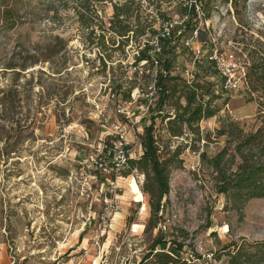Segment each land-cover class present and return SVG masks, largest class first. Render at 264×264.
I'll return each mask as SVG.
<instances>
[{"label":"rangeland","instance_id":"rangeland-1","mask_svg":"<svg viewBox=\"0 0 264 264\" xmlns=\"http://www.w3.org/2000/svg\"><path fill=\"white\" fill-rule=\"evenodd\" d=\"M212 1L211 19L199 25L204 41H180L173 74L188 81L198 76L226 92L215 102L218 115L200 124L209 139L195 151L182 150L163 217L146 232L151 214L140 188L144 176L114 172L103 151L107 137L118 142L120 126L129 155L139 158L138 134L150 121L142 109L148 78L135 68L134 34L116 51L97 46L113 4L123 0L96 3L93 36L79 21L77 0H0V12L11 10L8 20L0 13V264H139L160 231L185 244L191 264H227L225 245L264 241V199L234 208L217 193L215 175L201 160L202 152L214 157L227 146L228 136L219 132L231 123L245 133L261 125L245 80L232 91L223 87L228 68L236 78L242 69L246 74L245 49L264 43V0H238L237 10L231 0ZM142 4L134 29L154 9ZM163 10L183 20L176 3ZM152 18L159 30L156 12ZM120 87L131 91V102L118 96ZM156 133L170 150L187 144L170 138L160 119Z\"/></svg>","mask_w":264,"mask_h":264},{"label":"trees","instance_id":"trees-1","mask_svg":"<svg viewBox=\"0 0 264 264\" xmlns=\"http://www.w3.org/2000/svg\"><path fill=\"white\" fill-rule=\"evenodd\" d=\"M77 1L79 21L84 28L90 30L89 35L93 36L96 34L94 21L98 19L96 3H113L114 0ZM146 1L150 7H154L152 11L156 12L157 18L162 23L159 30L154 28L156 20L149 19L153 12H149L146 21L140 22L134 29L132 21L141 19V12L144 11L143 0H123L113 4L114 15L109 22L110 26L100 28L101 34L97 46H100L104 53L122 49L132 39L133 33L138 46L135 68L141 71L142 76L148 78L144 107H148L147 114L150 121L149 125L142 127L143 132L138 134L142 153L139 158L130 156L128 168L124 171L128 174L137 171L144 176L140 188L149 198L151 217L146 226V232H149L158 228L166 210L168 205L166 198L171 192L172 171L183 164L180 158L182 150L190 148L195 151L198 143L205 137L209 139V134L203 135L200 124L218 115L219 110L215 102L220 100L221 93L226 91L221 89L219 92L215 84L201 82L198 76L196 80L188 81L182 76L173 74L180 41L192 37L196 31L198 41H204L199 25L200 21L211 19L213 1ZM237 1L231 0L236 10ZM174 3L177 5L176 15L183 19L180 23L168 17L163 10V5ZM0 13L2 18L8 20L11 10L4 8ZM88 14L91 16L89 17ZM170 25L172 28L167 35L165 28ZM108 34L113 37L110 41L106 39ZM148 36L152 39L147 40ZM118 44L119 47L116 48ZM245 51L248 52L250 61L245 77L247 101L258 104L261 125L255 131L245 133L243 128L231 123L219 132L221 136H228L227 146L214 157H209L206 152L201 153L203 164L215 175L217 193L226 196L236 209H241L250 200L264 199V43L257 40L256 46L247 47ZM107 55L108 60H111V55ZM102 64L106 69V60H102ZM221 79L225 81L224 77ZM151 86L155 90L153 96L149 90ZM119 89L116 92L118 96L125 98L126 102H131V91L122 92V88ZM143 119L141 118L140 122ZM156 119H160L165 124L166 133L170 138H185L187 144L178 145L174 150L164 146L156 133ZM104 145L106 146L104 156H107L110 162L112 155L108 156L107 153L113 148V137H107ZM126 150L129 148L127 147ZM184 249L185 244L176 239L167 240L160 231L139 264H191ZM222 251L227 257V264H264V241L250 243L245 238H241L240 243L233 241L225 245ZM217 259L221 260L220 257Z\"/></svg>","mask_w":264,"mask_h":264},{"label":"built area","instance_id":"built-area-1","mask_svg":"<svg viewBox=\"0 0 264 264\" xmlns=\"http://www.w3.org/2000/svg\"><path fill=\"white\" fill-rule=\"evenodd\" d=\"M171 28H172V25L166 26L165 33L167 35H169ZM197 36H198V34L196 31L193 33L192 37L189 40L190 41L196 40ZM190 41L186 42L187 46H189L191 44ZM226 68H228V67L226 66ZM242 70H243V72H241V73H239V71H238V74L240 75V77L238 76V78H236V74L234 72L235 70L232 68L227 69L228 73H225V76H227L228 79H227V81L223 87L225 90L232 91V89L238 88L240 82L243 83V80H245L246 74H245V70L244 69H242ZM149 90L151 92V96H153V94L155 92L154 87L151 86L149 88ZM142 109H143L144 113L147 114L148 107H143ZM117 130H118V134H117V141L118 142L117 143L113 142V148L111 150H108L107 155L108 156L112 155L111 160H110L111 169L114 172H122L128 168V158L130 157V155H129V150H126V148L128 146H127V142L125 140V135H124L121 127L118 126ZM105 148H106V146L104 145L103 151L105 150ZM140 182L143 183L142 180Z\"/></svg>","mask_w":264,"mask_h":264}]
</instances>
